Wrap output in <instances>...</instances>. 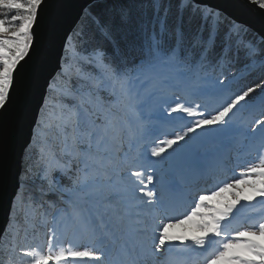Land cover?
Returning a JSON list of instances; mask_svg holds the SVG:
<instances>
[{
	"label": "snow or ice",
	"instance_id": "obj_1",
	"mask_svg": "<svg viewBox=\"0 0 264 264\" xmlns=\"http://www.w3.org/2000/svg\"><path fill=\"white\" fill-rule=\"evenodd\" d=\"M242 6L259 27L0 0V264H264V0Z\"/></svg>",
	"mask_w": 264,
	"mask_h": 264
},
{
	"label": "water",
	"instance_id": "obj_2",
	"mask_svg": "<svg viewBox=\"0 0 264 264\" xmlns=\"http://www.w3.org/2000/svg\"><path fill=\"white\" fill-rule=\"evenodd\" d=\"M209 5H216L219 8L224 9L225 15L236 20L238 23L244 25H251L253 27L260 26V20L257 17L252 16L242 6L243 0H204ZM68 7L66 9V22L70 25L74 19L75 12L72 7L73 0H67ZM8 215L4 207L0 206V233L7 227Z\"/></svg>",
	"mask_w": 264,
	"mask_h": 264
},
{
	"label": "bare ground",
	"instance_id": "obj_3",
	"mask_svg": "<svg viewBox=\"0 0 264 264\" xmlns=\"http://www.w3.org/2000/svg\"><path fill=\"white\" fill-rule=\"evenodd\" d=\"M191 227H192L191 224H187V225L179 226V227L172 229L170 231L174 232L175 234L180 233L183 235H191L192 234L191 231L185 232L186 228L190 229ZM43 232H44V230H43ZM29 237H31V235ZM29 240L32 242V239L29 238Z\"/></svg>",
	"mask_w": 264,
	"mask_h": 264
},
{
	"label": "rangeland",
	"instance_id": "obj_4",
	"mask_svg": "<svg viewBox=\"0 0 264 264\" xmlns=\"http://www.w3.org/2000/svg\"><path fill=\"white\" fill-rule=\"evenodd\" d=\"M30 239H32V237H29ZM45 235H44V232H43V229H41L40 231H39V234H38V239L35 241V242H37V243H43L44 242V240H45ZM29 242H31L30 240H29Z\"/></svg>",
	"mask_w": 264,
	"mask_h": 264
},
{
	"label": "trees",
	"instance_id": "obj_5",
	"mask_svg": "<svg viewBox=\"0 0 264 264\" xmlns=\"http://www.w3.org/2000/svg\"><path fill=\"white\" fill-rule=\"evenodd\" d=\"M227 17V16H226ZM228 18V17H227ZM229 20H231L230 18H228ZM223 27H227V24L223 25ZM0 259H3V252L0 251Z\"/></svg>",
	"mask_w": 264,
	"mask_h": 264
}]
</instances>
